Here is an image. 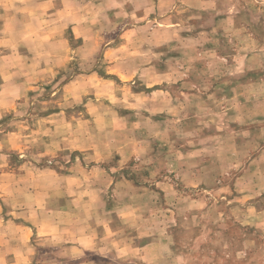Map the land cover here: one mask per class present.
Here are the masks:
<instances>
[{"label": "rangeland", "instance_id": "374dc122", "mask_svg": "<svg viewBox=\"0 0 264 264\" xmlns=\"http://www.w3.org/2000/svg\"><path fill=\"white\" fill-rule=\"evenodd\" d=\"M73 111L108 135L50 155ZM0 144V251L26 225L28 264H264V2L0 0Z\"/></svg>", "mask_w": 264, "mask_h": 264}, {"label": "clouds", "instance_id": "9594fccd", "mask_svg": "<svg viewBox=\"0 0 264 264\" xmlns=\"http://www.w3.org/2000/svg\"><path fill=\"white\" fill-rule=\"evenodd\" d=\"M62 3H66V0H61ZM125 2H128V0H125ZM264 2V0H262ZM115 3V0H108V6H112ZM87 31H90L91 28L86 25L85 29ZM99 31H104L103 28H100ZM99 31L97 32V38L93 41H90L87 45L88 48L92 49V54L94 55L99 50L100 43H103L104 41L100 39L99 37ZM134 35V34H129ZM111 43H114L115 41H110ZM132 45L129 44L127 47H131ZM113 57L110 55L108 57L109 60H111ZM71 60H77V63L80 64V66L86 67L88 61L84 59V57L81 54V51H77L75 53H68L66 57V61ZM88 60H91V56H89ZM66 61H61V65L63 66V63ZM96 65L98 67H103V60H101L99 57H97L95 61ZM75 67V65L73 66ZM58 90V89H57ZM84 93L81 92L80 96H83ZM61 111L63 113V109L66 107H75L78 104H83V100H81L79 97L73 98L71 95H68L66 98L62 99L60 102ZM89 103H91V99L89 98ZM57 104V101H52L48 106L55 108ZM88 105H85L87 107ZM19 114V113H18ZM72 116L76 119L73 121V128L71 130H68L67 127L63 124V115L57 117V132H52L50 135L53 137V143L46 145L48 149V153L50 155H54L55 152L60 149L61 145L64 146V148H68L69 145H75L77 143L84 144L89 141H95L96 143H103V140L106 138L108 133L105 132L103 128H100L96 125L95 120H90L88 123L84 126H79L76 123V120L83 121L84 118L87 116L86 112H78L73 111ZM23 132V126L21 125V139L24 141V148L30 149L35 147L37 149V154H32L29 152H25L23 155L29 156L31 161L39 162L41 159V156L39 154V147L40 145L37 143L39 136H22ZM42 135V134H40ZM4 147V145L0 144V148ZM70 153L67 155H62L60 159L58 160H50L46 163L49 167H52L55 165L56 167H66L67 162L70 159ZM6 159V158H5ZM96 159L94 156H88V161L91 162V160ZM6 167V164L0 165V168ZM25 167H28L26 164ZM32 187L31 184L22 185L21 183H9L5 186V193L8 199V202L11 203L14 207H21V203L18 202L19 197L27 191V188ZM36 211H39L36 209ZM2 264V262H0Z\"/></svg>", "mask_w": 264, "mask_h": 264}, {"label": "crops", "instance_id": "0c3cea01", "mask_svg": "<svg viewBox=\"0 0 264 264\" xmlns=\"http://www.w3.org/2000/svg\"><path fill=\"white\" fill-rule=\"evenodd\" d=\"M31 224H35L34 221L29 219ZM44 223L41 220L38 221L37 227L39 229H43ZM48 226H46L47 228ZM15 230H17L18 238L14 239L13 245L7 251V249H3L0 251V262L2 264H28L30 259L31 250L28 245L29 236L27 235L26 225L22 227L14 226ZM78 236L73 237L72 242L76 244H81L80 239L76 240ZM53 239H56L59 242V237L57 235L52 236Z\"/></svg>", "mask_w": 264, "mask_h": 264}]
</instances>
